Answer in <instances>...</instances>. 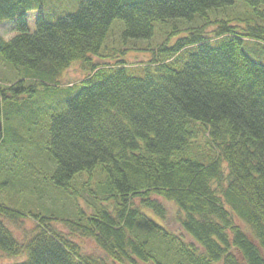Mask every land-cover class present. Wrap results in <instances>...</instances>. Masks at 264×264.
Listing matches in <instances>:
<instances>
[{
  "label": "trees",
  "instance_id": "16d2710c",
  "mask_svg": "<svg viewBox=\"0 0 264 264\" xmlns=\"http://www.w3.org/2000/svg\"><path fill=\"white\" fill-rule=\"evenodd\" d=\"M53 1L49 20L45 0H0L16 32L0 34L16 74L0 84V191L30 189L38 155L46 186L86 177L93 211L77 205L66 233L54 211L0 200V251L24 256L11 264H264V0ZM73 64L87 75L64 83ZM26 216L21 241L8 223Z\"/></svg>",
  "mask_w": 264,
  "mask_h": 264
},
{
  "label": "rangeland",
  "instance_id": "374dc122",
  "mask_svg": "<svg viewBox=\"0 0 264 264\" xmlns=\"http://www.w3.org/2000/svg\"><path fill=\"white\" fill-rule=\"evenodd\" d=\"M77 6L80 0H73ZM48 2H51L50 5ZM67 3V2H66ZM65 4V3H64ZM68 5V4H67ZM45 14L46 18L49 20H54L53 13L55 12L53 7L60 9L61 6L54 2L53 0H45ZM52 6V7H50ZM75 11V10H73ZM72 11V12H73ZM28 25L31 29L35 28V15L34 13L30 14V18L28 19ZM13 29L9 25L8 22H5L0 25V34L1 36L8 40L12 38L16 32L12 31ZM87 75L84 71L81 70L78 64H73L66 72L63 78L64 83H74L75 81H79ZM16 74L12 68H10L7 64H5L0 58V84L8 85L10 82L14 81ZM26 137L27 133H23ZM32 140H34L32 138ZM42 157L38 155H34V158L31 160L34 165H30V175L29 188H22L23 192H20V188L18 186L12 187L9 184L5 190L0 191V200L5 202L8 206H11L16 209L28 208L31 210L41 211L46 213L49 212L47 216L51 219L50 221L53 223V226L62 230L66 233L69 232V229L63 224V219L73 218L76 215L77 207H81L84 210H87L91 213L92 207V197L87 190L88 186L85 188L84 181L86 177L84 175H79L77 179H75L70 185V191L68 193L63 192L57 189L55 186L50 183H45L46 177V165L41 160ZM3 174V173H2ZM87 176L88 174L85 173ZM98 176V171L95 173ZM1 177V173H0ZM1 181V179H0ZM28 181V182H29ZM32 190V191H31ZM76 195H72L71 193H75ZM40 194H42L43 198L39 199ZM166 207V219L165 225L171 230L173 233L181 234L182 228L179 222L176 220L177 208L167 202H164ZM78 205V206H77ZM46 215V214H44ZM154 215V214H152ZM157 220H160L157 216L154 215ZM161 221V220H160ZM162 222V221H161ZM241 225H243L240 221H238ZM36 225L34 218L31 216H26L21 218V220L17 221V223H8V226L14 232L16 237L23 241L30 237L33 233V229ZM74 240L78 242L83 250L86 253L102 256L104 253L99 248V246L95 243V241L91 238H78L74 237ZM24 259V256H7L3 252L0 251V264H11L14 262H18Z\"/></svg>",
  "mask_w": 264,
  "mask_h": 264
},
{
  "label": "water",
  "instance_id": "95a60500",
  "mask_svg": "<svg viewBox=\"0 0 264 264\" xmlns=\"http://www.w3.org/2000/svg\"><path fill=\"white\" fill-rule=\"evenodd\" d=\"M3 128H4V124H3V118L0 112V139L2 137L3 134ZM147 264H156V263H147Z\"/></svg>",
  "mask_w": 264,
  "mask_h": 264
}]
</instances>
